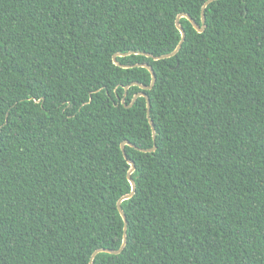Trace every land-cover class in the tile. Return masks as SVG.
<instances>
[{
	"label": "trees",
	"instance_id": "16d2710c",
	"mask_svg": "<svg viewBox=\"0 0 264 264\" xmlns=\"http://www.w3.org/2000/svg\"><path fill=\"white\" fill-rule=\"evenodd\" d=\"M0 0V264H264V0ZM124 98V102L121 100Z\"/></svg>",
	"mask_w": 264,
	"mask_h": 264
},
{
	"label": "water",
	"instance_id": "95a60500",
	"mask_svg": "<svg viewBox=\"0 0 264 264\" xmlns=\"http://www.w3.org/2000/svg\"><path fill=\"white\" fill-rule=\"evenodd\" d=\"M213 1L215 0H207L204 5L202 6V9H201V26L197 25V23L191 19L188 15L186 14H180L176 17L175 19V26L177 28V30L179 31L180 33V41L178 43V45L176 46V48L169 54H165V55H161V56H158V57H152L150 56L149 54H146V53H139V52H136V53H133V52H129V53H126V54H114L113 57H112V60H113V63L121 68H144L146 69L150 76H151V80H150V84L148 86H145V85H142V84H139V83H136V82H133L131 83L130 86H127L124 88V96L126 95V91L129 89V87L131 86H136L138 88H140L142 91L139 92V93H136L133 98L131 99V102L129 105H125L126 108L128 107H131L134 102L136 101L137 98H144L145 101H146V118L148 119V122H149V125H150V128H151V133H152V138L153 140L155 139V130H154V126H153V123L152 121L150 120V117H149V110H150V101H149V98L148 96L145 94L144 91H149L153 88L154 84H155V74L152 70V68L146 64V63H142V64H136V65H133V66H122L120 65L119 63H117L116 61V57H125V56H129V55H133V54H141V55H144L145 57L147 58H152L154 61H158V60H164V59H169V58H172L174 57L180 47H181V44L183 43L184 39H185V32L183 30V28L181 27V25L179 24V20L180 18H185L186 20H188L190 22V24L192 25L193 29L198 32V33H201L204 31L205 29V17H204V10L205 8L207 7V5H209L210 3H212ZM122 102H124V98L122 99ZM129 146L131 148H134L136 150H140L142 152H152L154 150V147L150 150H143V149H138L137 147H135L134 145L130 144L129 142L127 141H123L121 142L120 144V149L122 151V154H123V157L127 160V163L128 165L130 166L128 172H127V178L129 180V183L131 185V191L129 194L123 196L118 202H117V210L123 220V234H122V242H121V245L119 247L118 250L116 251H113V250H109V249H98L96 250L95 252H93V254L91 255L90 257V261H89V264H93V260H94V257L98 254V253H107V254H111V255H118L120 254L125 245H126V233H127V219H126V216L124 215L121 207H120V204L123 200H127L129 198H131L133 195H134V191H135V186H134V182L132 181L131 179V174L134 172L135 170V166H134V162L130 159L127 158V154L125 152V146Z\"/></svg>",
	"mask_w": 264,
	"mask_h": 264
},
{
	"label": "clouds",
	"instance_id": "9594fccd",
	"mask_svg": "<svg viewBox=\"0 0 264 264\" xmlns=\"http://www.w3.org/2000/svg\"><path fill=\"white\" fill-rule=\"evenodd\" d=\"M121 102H122V100H121Z\"/></svg>",
	"mask_w": 264,
	"mask_h": 264
}]
</instances>
